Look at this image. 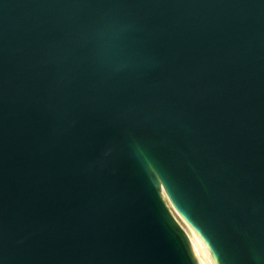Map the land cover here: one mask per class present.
I'll return each mask as SVG.
<instances>
[{"label": "water", "instance_id": "obj_1", "mask_svg": "<svg viewBox=\"0 0 264 264\" xmlns=\"http://www.w3.org/2000/svg\"><path fill=\"white\" fill-rule=\"evenodd\" d=\"M138 146L264 264V0H0V264H193Z\"/></svg>", "mask_w": 264, "mask_h": 264}, {"label": "rangeland", "instance_id": "obj_2", "mask_svg": "<svg viewBox=\"0 0 264 264\" xmlns=\"http://www.w3.org/2000/svg\"><path fill=\"white\" fill-rule=\"evenodd\" d=\"M158 192L162 198L165 207L167 208L170 217L172 218L171 219L172 224L174 225L175 229L177 230V232L180 234V236L184 241V244L186 246V249L188 251L192 263L213 264L214 259L212 258L210 252H209L210 258H208L207 256H205V254L202 253V251L200 250V246L194 235V233L196 234V232L192 230V228L178 215V213L171 206L163 190L162 189L159 190V186H158Z\"/></svg>", "mask_w": 264, "mask_h": 264}, {"label": "clouds", "instance_id": "obj_3", "mask_svg": "<svg viewBox=\"0 0 264 264\" xmlns=\"http://www.w3.org/2000/svg\"><path fill=\"white\" fill-rule=\"evenodd\" d=\"M136 156L142 162V164H143V166L145 168V171L149 175L150 180L153 183L158 184L159 190H160L161 185L163 184L165 186L168 194H169V191H168V188H167V183H166V178L164 177V174L160 171V169L156 166V164L147 155L146 151L143 148L138 146L137 149H136ZM169 198L171 199L173 206L176 207V209L184 217L186 222L188 224H190L199 234H201V236L205 239V243L210 246V249H211L212 253L214 254L213 264H220V260L218 259L217 254L214 253L212 245L210 244L209 238L206 237V235L204 234L203 230L198 225V223L196 221H194L193 219H191L189 215H186L184 212L181 211L180 208L177 207L176 202H174V200L172 199L170 194H169ZM187 244H188V241H187Z\"/></svg>", "mask_w": 264, "mask_h": 264}, {"label": "bare ground", "instance_id": "obj_4", "mask_svg": "<svg viewBox=\"0 0 264 264\" xmlns=\"http://www.w3.org/2000/svg\"><path fill=\"white\" fill-rule=\"evenodd\" d=\"M194 235H195V238H196V240H197V242H198V244L200 246V250L202 251V253L205 254V256H207L208 258H210L209 250L207 249V247L204 244V242L202 241V239L197 234L194 233ZM209 261H211V260H209Z\"/></svg>", "mask_w": 264, "mask_h": 264}, {"label": "snow or ice", "instance_id": "obj_5", "mask_svg": "<svg viewBox=\"0 0 264 264\" xmlns=\"http://www.w3.org/2000/svg\"><path fill=\"white\" fill-rule=\"evenodd\" d=\"M160 189H162V190H165L166 191V188H165V186L162 184L161 185V187H160ZM166 195H168L169 196V194L166 192Z\"/></svg>", "mask_w": 264, "mask_h": 264}]
</instances>
